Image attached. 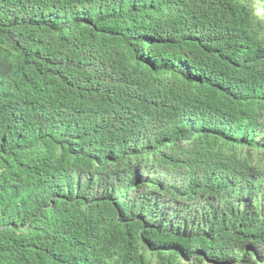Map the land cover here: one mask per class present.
I'll use <instances>...</instances> for the list:
<instances>
[{
	"label": "trees",
	"instance_id": "16d2710c",
	"mask_svg": "<svg viewBox=\"0 0 264 264\" xmlns=\"http://www.w3.org/2000/svg\"><path fill=\"white\" fill-rule=\"evenodd\" d=\"M0 264H264V0H0Z\"/></svg>",
	"mask_w": 264,
	"mask_h": 264
}]
</instances>
